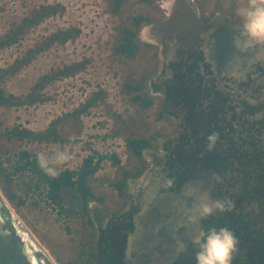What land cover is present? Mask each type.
Returning a JSON list of instances; mask_svg holds the SVG:
<instances>
[{
  "label": "flooded vegetation",
  "instance_id": "obj_1",
  "mask_svg": "<svg viewBox=\"0 0 264 264\" xmlns=\"http://www.w3.org/2000/svg\"><path fill=\"white\" fill-rule=\"evenodd\" d=\"M224 15L200 14L206 26L195 36L192 48L159 59L147 86L154 99L161 96V109L173 118V129L158 147L151 139V146L136 156L135 169L127 176L120 174L114 182H120V187L114 185L118 198L112 205L100 194L82 202L81 220L92 239L89 263L192 264L199 250L194 242L197 235L219 229L216 223L227 212L216 211L191 222L188 216L198 200L187 197L186 191L199 185V193L213 200L228 198L236 203L246 185L260 183L264 155L260 160L256 151L259 147L264 152V49L236 48L238 17ZM218 113L232 124L223 119L215 124ZM201 121L226 134L219 135L216 151L204 145ZM168 180L173 181L171 187ZM259 195L246 196L236 211L247 220L257 217L264 200V193ZM222 227L239 239L232 264H254L246 239L250 229L239 225V233L234 222Z\"/></svg>",
  "mask_w": 264,
  "mask_h": 264
},
{
  "label": "rangeland",
  "instance_id": "obj_2",
  "mask_svg": "<svg viewBox=\"0 0 264 264\" xmlns=\"http://www.w3.org/2000/svg\"><path fill=\"white\" fill-rule=\"evenodd\" d=\"M195 2L201 17L236 16V9L247 0ZM54 3H61L65 8L27 28L18 42L0 48V66L3 68L15 64L16 59L23 58L30 48H43L19 69L7 72L0 86L6 93L27 100L43 75L73 62L86 59L88 63L75 74L56 78L33 92L41 97L38 101L0 105V190L57 264H91L87 252L92 239L81 214L60 213L48 201L46 184L33 172L16 169L18 153L23 149L34 154L67 150L74 158L62 167L63 170L79 167L89 153H117L120 150L123 158L120 157L119 164L104 159L89 179L94 194L107 198L108 204L112 205L118 198L114 182L123 171L130 172L139 164L138 158L129 153L126 138L143 136L152 139L158 147L160 139L168 137L174 124L173 118L161 109V96H156L149 108H142L123 89L127 79L145 78L148 83L158 68L159 46L153 43L144 46L135 58L119 55L113 48L120 36V28L130 25L132 16L141 13L150 16L153 22L161 19L165 11L162 0H156L153 5L128 0L119 13L111 10L109 0H0V38L34 10ZM68 28H79L80 31L65 42L46 45L52 33ZM101 90L104 98L81 115L73 114ZM145 90L150 91L148 86ZM53 122L60 135L57 141L20 139L8 133L16 127L45 131ZM65 205H69L67 200Z\"/></svg>",
  "mask_w": 264,
  "mask_h": 264
},
{
  "label": "trees",
  "instance_id": "obj_3",
  "mask_svg": "<svg viewBox=\"0 0 264 264\" xmlns=\"http://www.w3.org/2000/svg\"><path fill=\"white\" fill-rule=\"evenodd\" d=\"M127 1L128 0H109L111 10L115 13H119L122 5ZM140 1L150 5L156 3V0ZM64 8V5H62L61 3H54L42 5L39 9L34 10L31 15L25 16L20 24H18L10 32L6 33L4 37L0 38V48L18 42L20 36H22V33L27 28L38 24L43 18L49 15H54L61 12ZM150 22H152V18L148 15L139 13L132 16L131 24L124 25L120 28V36L115 42L113 51L128 58H135L137 55H139L141 49L144 46H148L151 44L148 42H143L138 37L141 27L144 24ZM79 31V28H68L65 30L54 32L49 37L46 45L58 41L65 42L68 39L73 38ZM42 49V47H39L37 49L30 48L29 52L23 58L16 59L15 64L10 66L9 68H3L0 66V82L7 72L19 69L22 65L29 62L31 57L37 51H40ZM87 63L88 60L86 59L78 62H73L66 65L64 68L56 70L53 73L43 75L35 84L33 91L29 93L27 100L16 98L13 94L6 93V91L0 86V105L12 106L23 104L25 101H38L41 99V97L38 94H33V92L43 89L45 83H48L49 81L62 76L75 74L76 71L84 69ZM146 86L147 82L145 78H139L136 80L127 79L123 86V89L127 94L130 95V98L133 102L139 104L142 108H149L154 103V98L149 95L148 91L145 90ZM102 98H104V96L102 95V90L99 92H95L93 97L88 99L87 102L83 103L81 107L76 108L73 114L77 116L81 115L82 113L86 112L89 107L95 104L97 100ZM215 117V124L219 126V121H221L223 118L219 113L218 115H215ZM223 120L225 121V119ZM225 122L226 124H232V120H228ZM200 125L203 132V136L201 139L202 141H204L203 143L205 146L208 144L207 137L214 132L226 137V134H220L222 132H219V129L218 131L213 130V128L211 129L208 124H206V122H202ZM55 126L56 122H53L52 127H49L45 131L40 132H34L29 128L16 127L10 130L8 133L10 135H17L20 139L32 138L37 141L52 139L54 141H57L58 139H60V135ZM258 142L259 141H255V144L257 145ZM151 143L152 142L150 138H146L143 136L131 135L126 138V145L129 153L138 157L142 156V150L147 146H151ZM232 143L235 144L233 139ZM216 149L214 150L216 151ZM257 150L258 151H256V156H258V158H260L261 160V156L264 155V152L261 151L259 147H257ZM18 158L19 160L17 162L18 164L16 165V169L31 171L39 178V180L43 181L47 187L48 201L52 205L56 206L60 213H65L66 215L81 213L82 202H86L89 196H94V192L89 184V179L94 173L98 171L104 159H111L114 164H119L121 162L120 157L115 152H95L84 157L79 167L74 169H63L61 170L60 175L57 178L53 179L46 175L39 168L36 161V154L30 152L29 150L23 149L18 153ZM251 160L253 159L251 158ZM122 173L125 176L129 174L128 171H123ZM253 177H255L257 180L259 179L257 175H253L252 178ZM115 185L117 187H120V182L118 181ZM245 189L246 190L242 193V195L238 197L239 200L234 203V208L231 211H228L226 216H222L220 218V221L217 222L216 225L218 224V227H222L225 224H233L234 222L236 227L235 229L240 233L241 230L238 226L244 224L247 229H250L249 233H246V239L251 242L250 257L253 259L254 264H264V200H262V202H260L259 204L261 211L257 213V217H252L247 220L242 211H236L244 204V199L246 196L250 197L255 193L260 197L259 194L264 193V174L260 173L259 184L255 183L250 188H248V186L246 185ZM66 200L69 203L68 206L65 205ZM213 224H215V220ZM192 264H196V260Z\"/></svg>",
  "mask_w": 264,
  "mask_h": 264
},
{
  "label": "clouds",
  "instance_id": "obj_4",
  "mask_svg": "<svg viewBox=\"0 0 264 264\" xmlns=\"http://www.w3.org/2000/svg\"><path fill=\"white\" fill-rule=\"evenodd\" d=\"M237 33L234 36L236 48L241 52L259 47L264 49V0H247L246 4L236 9ZM219 133H212L207 137L208 151L215 149ZM74 158L67 150H56L51 154L36 153L39 168L49 177L57 178L63 166ZM173 185L172 180L167 186ZM199 185L189 188L185 195L198 200L188 219L195 223L200 219L213 215L216 211L228 212L234 208V203L228 199H211L206 193H199ZM199 250L195 254L196 264H232L233 255L237 251L239 239L228 227L210 228L203 236L197 235L194 241ZM180 244L179 249L183 250Z\"/></svg>",
  "mask_w": 264,
  "mask_h": 264
},
{
  "label": "water",
  "instance_id": "obj_5",
  "mask_svg": "<svg viewBox=\"0 0 264 264\" xmlns=\"http://www.w3.org/2000/svg\"><path fill=\"white\" fill-rule=\"evenodd\" d=\"M164 7L168 14L159 21L144 24L138 34L140 40L159 46L161 60H167L177 50H182V55L192 48L195 36L206 26L195 0H164ZM0 264H55L1 190Z\"/></svg>",
  "mask_w": 264,
  "mask_h": 264
},
{
  "label": "bare ground",
  "instance_id": "obj_6",
  "mask_svg": "<svg viewBox=\"0 0 264 264\" xmlns=\"http://www.w3.org/2000/svg\"><path fill=\"white\" fill-rule=\"evenodd\" d=\"M10 204V203H9ZM14 210V209H13ZM17 214V213H16ZM20 218V217H19ZM21 219V218H20ZM22 220V219H21ZM23 221V220H22ZM24 222V221H23ZM25 224V223H24ZM26 225V224H25ZM27 226V225H26ZM28 228V227H27ZM29 229V228H28ZM30 230V229H29ZM31 231V230H30ZM34 235V234H33ZM35 236V235H34ZM35 238L39 241V239L35 236ZM40 245L44 248V250L48 253V251L45 249V247L42 245V243L39 241ZM49 254V253H48ZM49 256L51 257V259L53 260V262L55 264H57V262L53 259V257L51 256V254H49Z\"/></svg>",
  "mask_w": 264,
  "mask_h": 264
},
{
  "label": "built area",
  "instance_id": "obj_7",
  "mask_svg": "<svg viewBox=\"0 0 264 264\" xmlns=\"http://www.w3.org/2000/svg\"><path fill=\"white\" fill-rule=\"evenodd\" d=\"M162 7H163V9H164V11H165V15H167L168 14V11L165 9V7H164V0H162ZM111 152V151H110ZM117 153H118V156L119 157H122V155H121V152H120V150L118 151H116ZM106 153H107V151H106ZM111 153H113V152H111ZM90 154V153H89ZM123 158V157H122ZM83 161V160H82ZM82 163V162H81Z\"/></svg>",
  "mask_w": 264,
  "mask_h": 264
}]
</instances>
